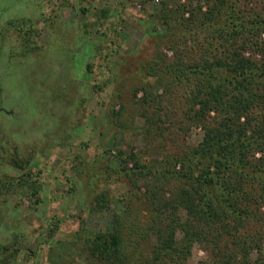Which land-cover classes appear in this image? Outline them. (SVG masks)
<instances>
[{
	"label": "rangeland",
	"instance_id": "374dc122",
	"mask_svg": "<svg viewBox=\"0 0 264 264\" xmlns=\"http://www.w3.org/2000/svg\"><path fill=\"white\" fill-rule=\"evenodd\" d=\"M162 1L0 0V264H96L89 238L116 214L147 225L145 180L127 156L159 164L202 140L185 88L149 68L175 60ZM146 93L166 94L165 130V103L143 104ZM206 258L194 243L189 263Z\"/></svg>",
	"mask_w": 264,
	"mask_h": 264
},
{
	"label": "trees",
	"instance_id": "16d2710c",
	"mask_svg": "<svg viewBox=\"0 0 264 264\" xmlns=\"http://www.w3.org/2000/svg\"><path fill=\"white\" fill-rule=\"evenodd\" d=\"M257 1L264 4L162 1L175 60L160 57L149 68L185 88V114L203 137L159 164L127 156L133 175L145 180L147 225L140 233L128 210L116 214L110 232L89 238L96 264H190L194 243L207 252L196 264H264V9L255 10ZM141 100L155 108L165 103V130L172 119L166 94ZM171 180L178 183L167 194ZM151 231L155 242L141 249Z\"/></svg>",
	"mask_w": 264,
	"mask_h": 264
}]
</instances>
